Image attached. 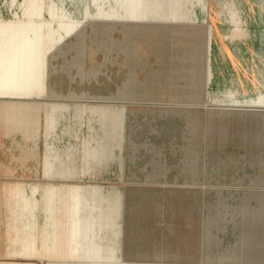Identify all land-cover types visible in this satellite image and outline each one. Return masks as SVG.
<instances>
[{
    "label": "rangeland",
    "instance_id": "374dc122",
    "mask_svg": "<svg viewBox=\"0 0 264 264\" xmlns=\"http://www.w3.org/2000/svg\"><path fill=\"white\" fill-rule=\"evenodd\" d=\"M41 1L86 9L25 26L56 91L57 168L50 229L42 217L22 264H263L264 181L242 167L264 153L242 135L264 130V27Z\"/></svg>",
    "mask_w": 264,
    "mask_h": 264
},
{
    "label": "crops",
    "instance_id": "0c3cea01",
    "mask_svg": "<svg viewBox=\"0 0 264 264\" xmlns=\"http://www.w3.org/2000/svg\"><path fill=\"white\" fill-rule=\"evenodd\" d=\"M72 9L86 7L0 0V264H22L26 248H39L29 243L39 242L42 217L48 218L49 231L55 212L56 91L41 81L40 55L25 49V26L56 24L58 10ZM145 9L171 11L161 22L144 18L150 24L264 27V0H151ZM242 145L248 154L249 148L264 153V130L243 133ZM242 168L258 184L264 181V161ZM28 186L37 187L36 192L26 191Z\"/></svg>",
    "mask_w": 264,
    "mask_h": 264
}]
</instances>
